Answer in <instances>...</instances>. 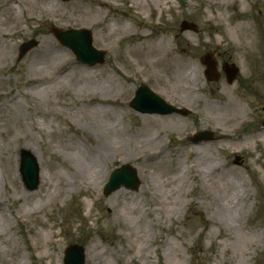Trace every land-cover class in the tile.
I'll use <instances>...</instances> for the list:
<instances>
[{
    "label": "rangeland",
    "instance_id": "obj_1",
    "mask_svg": "<svg viewBox=\"0 0 264 264\" xmlns=\"http://www.w3.org/2000/svg\"><path fill=\"white\" fill-rule=\"evenodd\" d=\"M155 1L0 0V264H63L70 244L84 264H264V0ZM53 28L90 29L104 62H77ZM224 62L239 69L231 84ZM141 84L189 114L138 113ZM199 130L213 140L192 143ZM125 163L139 186L105 196Z\"/></svg>",
    "mask_w": 264,
    "mask_h": 264
},
{
    "label": "water",
    "instance_id": "obj_2",
    "mask_svg": "<svg viewBox=\"0 0 264 264\" xmlns=\"http://www.w3.org/2000/svg\"><path fill=\"white\" fill-rule=\"evenodd\" d=\"M181 30H195V24L183 20L180 24ZM53 34L62 45L69 47L76 55L77 59L85 64L103 63L104 51L98 50L92 45L91 30L87 28L80 29H52ZM37 44L35 40L24 42L19 47V58H21L29 49ZM201 62L206 65L205 75L209 80H217L219 73L216 71V63L209 53L201 57ZM224 71L228 82H232L237 74V68L233 65L224 66ZM130 106L140 113H157L170 114L173 112L187 115L188 111L180 109L172 104L165 102L160 96L156 95L146 85H141L135 91V95L130 101ZM212 139V132H196L191 141L198 142L201 140ZM19 174L21 180L28 190H34L39 183V166L34 154L26 148L20 149L19 152ZM137 171L128 164L121 165L115 169L105 185V195L120 186H125L135 190L139 186ZM63 264H84L83 247L73 244L68 246L64 251Z\"/></svg>",
    "mask_w": 264,
    "mask_h": 264
},
{
    "label": "bare ground",
    "instance_id": "obj_3",
    "mask_svg": "<svg viewBox=\"0 0 264 264\" xmlns=\"http://www.w3.org/2000/svg\"><path fill=\"white\" fill-rule=\"evenodd\" d=\"M153 2H156V1L153 0ZM247 32L249 33L250 40L252 41L253 40V34H252V32H251V30L249 28H248ZM159 44L160 43H158L157 45H159ZM89 162H90V158L89 157H87L85 155H82V154L77 156V163L80 166H86L87 164H89ZM235 180L236 179H234L233 181L235 182ZM234 187L236 188V185H234ZM216 210H217V217H218L220 222L222 220L229 227H231V228H235L236 227L235 223L237 222V218H238L236 213H234V215L233 214H226L220 208H217Z\"/></svg>",
    "mask_w": 264,
    "mask_h": 264
}]
</instances>
